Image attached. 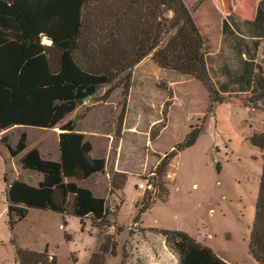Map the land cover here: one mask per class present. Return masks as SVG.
I'll use <instances>...</instances> for the list:
<instances>
[{"label":"rangeland","instance_id":"obj_1","mask_svg":"<svg viewBox=\"0 0 264 264\" xmlns=\"http://www.w3.org/2000/svg\"><path fill=\"white\" fill-rule=\"evenodd\" d=\"M186 1L216 55L223 21L229 15L254 18L261 0ZM261 58L264 66V52ZM131 74L126 94L118 88L102 101L101 89L65 120L74 122L92 143V154L105 160V170L80 181L67 178L61 168L60 177L90 191L81 211L93 216L104 199L102 215L109 206V226L98 229L90 219L83 225L79 216L38 208L13 224L6 202L11 185L20 181L38 187L45 181L42 174L26 169L20 157L37 148L43 158L58 162L61 129H0V264H18L20 248L48 251L57 264H88L108 235L118 245L105 264H180L167 240L146 229L183 231L230 264H258L249 248L264 160L253 137L264 130V110L245 105L244 94L211 106L200 81L159 67L152 55ZM24 133L28 148L14 157L12 150ZM194 137L195 143L186 146ZM164 161L161 176L156 171ZM116 172L117 183L127 176L121 190L113 184ZM161 180L168 181L170 192L164 200L155 185ZM147 188L155 201L142 213Z\"/></svg>","mask_w":264,"mask_h":264},{"label":"trees","instance_id":"obj_2","mask_svg":"<svg viewBox=\"0 0 264 264\" xmlns=\"http://www.w3.org/2000/svg\"><path fill=\"white\" fill-rule=\"evenodd\" d=\"M188 5L186 0H0V129H61L58 162L43 158L37 148L20 157L26 169L42 174L45 181L41 187L20 181L11 185L6 202L13 224L24 219L29 209L38 208L79 216L83 225L90 219L98 229L110 225L109 206L102 215L104 199L102 208L91 216L90 211L79 208L90 191L60 177L61 168L67 178L80 181L105 170V160L92 154V143L74 122L65 120L101 89H105L102 101L118 88L126 94L133 67L149 55L159 67L200 81L211 106L233 94H244L245 105L264 110V66L260 61L264 0L254 18L241 20L229 15L223 21L216 55L210 52V38ZM44 37L51 43H44ZM26 139L24 133L17 149L12 150L14 157L28 148ZM195 141L196 137L185 144ZM253 142L262 149L264 160V130L254 135ZM164 165L165 161L156 171L161 176ZM119 173L113 176V184L121 190L127 176L117 183ZM155 185L161 189L157 196L164 200L170 193L168 181ZM154 201L147 188L140 212ZM146 230L160 233L178 254L180 264H230L183 231ZM66 237L71 239L70 234ZM103 239L88 264H105L109 254L116 255V237ZM249 249L254 260L264 264V163ZM57 261L48 251L18 250V264Z\"/></svg>","mask_w":264,"mask_h":264},{"label":"bare ground","instance_id":"obj_3","mask_svg":"<svg viewBox=\"0 0 264 264\" xmlns=\"http://www.w3.org/2000/svg\"><path fill=\"white\" fill-rule=\"evenodd\" d=\"M44 41L47 42V43L51 42V40L49 38H47V37H44Z\"/></svg>","mask_w":264,"mask_h":264},{"label":"crops","instance_id":"obj_4","mask_svg":"<svg viewBox=\"0 0 264 264\" xmlns=\"http://www.w3.org/2000/svg\"><path fill=\"white\" fill-rule=\"evenodd\" d=\"M44 43H47V42H44ZM51 43V42H50ZM14 127V126H13ZM11 128V127H10ZM14 128H16V127H14ZM9 129V128H8ZM7 130V129H6ZM146 247H148L147 248V250H149V252H150V249H149V246H146ZM160 252V251H159Z\"/></svg>","mask_w":264,"mask_h":264},{"label":"water","instance_id":"obj_5","mask_svg":"<svg viewBox=\"0 0 264 264\" xmlns=\"http://www.w3.org/2000/svg\"><path fill=\"white\" fill-rule=\"evenodd\" d=\"M90 98H91V97H88V98L86 99V101H89V100H90Z\"/></svg>","mask_w":264,"mask_h":264},{"label":"built area","instance_id":"obj_6","mask_svg":"<svg viewBox=\"0 0 264 264\" xmlns=\"http://www.w3.org/2000/svg\"><path fill=\"white\" fill-rule=\"evenodd\" d=\"M200 236H201V238L203 237V235H201V234H200Z\"/></svg>","mask_w":264,"mask_h":264}]
</instances>
